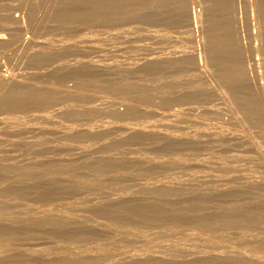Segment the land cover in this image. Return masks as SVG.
Segmentation results:
<instances>
[{"label":"rangeland","instance_id":"1","mask_svg":"<svg viewBox=\"0 0 264 264\" xmlns=\"http://www.w3.org/2000/svg\"><path fill=\"white\" fill-rule=\"evenodd\" d=\"M205 1L198 77L196 0H0V264H264V0Z\"/></svg>","mask_w":264,"mask_h":264},{"label":"bare ground","instance_id":"2","mask_svg":"<svg viewBox=\"0 0 264 264\" xmlns=\"http://www.w3.org/2000/svg\"><path fill=\"white\" fill-rule=\"evenodd\" d=\"M211 1V0H210ZM230 0H228V2H229ZM242 1V0H241ZM194 2V1H193ZM235 2V1H234ZM249 2V1H248ZM191 3H192V1H191ZM195 3V2H194ZM196 3H197V7L196 8H193L192 7V11H191V19H192V26H193V35H194V44H195V48H194V50H193V53L191 54L192 56V58H193V63H194V68H195V74L198 76V77H202V76H207V75H209L210 76V68H212L211 67V62L212 61H214V57L212 58V52H215V50H213V49H215V48H213L212 46H211V44H213V39L212 38H210V35L211 34H209V33H206L205 32V29H208L209 28V30L211 29L210 27H209V17H211L210 16V14H211V8H212V6L210 5L211 3L209 2H206L205 0L204 1H202V0H196ZM231 3V2H230ZM244 3V2H243ZM234 4V3H233ZM232 4V6H234ZM252 4V3H251ZM250 5V4H249ZM238 6V5H237ZM241 6V5H240ZM247 6V5H246ZM225 7V6H224ZM235 7V6H234ZM250 7V6H249ZM251 7H252V5H251ZM261 7V6H260ZM246 8V7H245ZM240 9V8H239ZM250 9V8H249ZM254 9V8H253ZM256 9V8H255ZM251 10V9H250ZM224 11V10H223ZM253 11H255V10H253ZM257 11V10H256ZM214 12V11H213ZM221 12L222 11H220V13L219 14H221ZM243 12V11H242ZM252 12V11H251ZM222 13H225V11L224 12H222ZM226 14V13H225ZM228 14V13H227ZM226 14V15H227ZM247 14V13H246ZM245 14V15H246ZM249 14H250V12H249ZM258 14V13H257ZM224 15V14H223ZM222 15V16H223ZM225 15V16H226ZM233 15H235V14H233ZM244 15V16H245ZM221 18H222V16L221 15H219ZM260 16V15H259ZM219 17V18H220ZM226 17H229V16H226ZM226 17H225V19H226ZM231 17V19H233L232 21H234V18H232L233 16L231 15L230 16ZM230 17H229V19H230ZM254 17V16H253ZM257 17V16H256ZM235 18H236V16H235ZM247 18V17H246ZM264 18V17H263ZM230 19V20H231ZM238 19V18H237ZM251 19H253V18H251ZM222 20H223V24H222V37H221V40H220V43H219V45L221 46V47H219L218 48V50H220L221 52H223V54H224V56L227 58V59H229V60H234L235 58L237 59H244V62H245V54L242 52V51H244L245 49L244 48H246V43L244 44V41L242 42V38H244V37H242V35H241V37H240V30H239V33L237 32L238 31V28H240V26L238 25V21L237 20H235V23H237L236 25L237 26H239L235 31L233 30V29H235V28H233L232 30H233V32L231 31V27H233L234 25H233V22L232 21H230L229 20V25H230V23L232 24L231 26H229L228 25V23L222 18ZM222 20H220V21H222ZM254 20H257V19H254ZM253 20V21H254ZM228 21V20H227ZM237 21V22H236ZM259 21V20H258ZM240 22V21H239ZM250 22H251V20H250ZM241 23V22H240ZM247 23H249V21L247 22ZM259 23V22H258ZM258 23H256V24H258ZM262 23L263 22H261L260 23V25H262ZM243 24V23H242ZM264 24V23H263ZM254 25H255V23H254ZM249 26V25H248ZM251 26H253V25H251ZM259 26V25H258ZM242 27V26H241ZM247 27V26H246ZM245 27V28H246ZM260 27H262L263 29H264V27H263V25L262 26H260ZM244 28V29H245ZM252 28V27H251ZM262 28H260V30L262 31L263 29ZM247 30V29H246ZM254 30V29H253ZM258 30V29H257ZM256 30V31H257ZM244 31V30H243ZM252 31V30H251ZM250 31V32H251ZM260 31V32H261ZM209 32V31H208ZM236 32V33H235ZM260 32H259V34H260ZM234 33V34H233ZM256 33V32H255ZM254 33V34H255ZM248 34V33H247ZM252 34V33H251ZM257 34V33H256ZM258 34V35H259ZM264 34V33H263ZM249 36V35H248ZM251 36V35H250ZM260 36V35H259ZM255 37V36H254ZM263 37V36H262ZM256 38V37H255ZM261 38V37H260ZM212 39V40H211ZM249 39V38H248ZM251 40V39H250ZM253 41V40H252ZM252 43V42H251ZM254 43H256V42H254ZM249 44L250 45V47H249V50L247 51V52H249V57H247V58H249L248 59V61H247V63L249 64V66L250 67H252V71H253V69L254 68H256L257 67V64H258V60H257V53L259 52V50H258V48L260 47H257V45H255V44ZM215 45V44H214ZM213 45V46H214ZM218 45V46H219ZM217 46V47H218ZM245 46V47H244ZM244 47V48H243ZM244 49V50H243ZM213 50V51H212ZM243 54H242V53ZM212 53V54H211ZM246 53V52H245ZM244 55L243 57L244 58H241V56L242 55ZM248 53H246V55H247ZM252 55H256L255 56V58L254 57H252ZM215 56V55H214ZM233 58V59H232ZM211 59H213L212 61H211ZM237 59V62L238 61H240V60H238ZM228 60V61H229ZM243 61V60H242ZM231 62V61H230ZM213 63V62H212ZM239 63V62H238ZM237 63V64H238ZM215 64V63H214ZM213 64V65H214ZM244 65H245V63H244ZM239 65H236V61H233V62H231V63H229L227 66H225V68H223V70L219 73L220 75L219 76H223V78H226V83L224 82V81H222V82H224L226 85H227V83L229 84V86H232L233 88H235V86L236 87H238L239 85H241V84H243L244 82L243 81H245L246 79L248 80H250V79H252V77H253V75L251 76V75H249V77L250 78H246L245 79V77H243V80L241 79V73L242 72H245V71H248V70H245V71H241V69L243 70V69H245V68H240V70H239V67H238ZM241 67H243V62H242V66ZM222 69V68H221ZM247 69V68H246ZM249 69V68H248ZM260 69V68H259ZM213 70H214V67H213ZM250 70H251V68H250ZM255 71V70H254ZM197 72V73H196ZM249 73V72H248ZM253 74H255L254 72H252ZM247 74V73H246ZM259 75V74H258ZM257 74H255V78L258 80V77H261L260 75L258 76ZM196 76V77H197ZM209 76L207 77V80H208V78H209ZM243 76H244V73H243ZM258 76V77H257ZM246 77H248V76H246ZM253 77V81L254 80H256L255 78ZM219 78V77H218ZM223 78H221L220 77V80H223ZM199 79V81L201 80V78H198ZM206 79V78H205ZM205 79H202V81L203 80H205ZM245 79V80H244ZM257 80L255 81L256 83H257ZM260 80V79H259ZM242 81V83L240 84V82ZM201 82V81H200ZM207 82V81H206ZM211 82V81H210ZM247 82H250V81H247ZM261 82V81H260ZM223 83V84H224ZM246 83V82H245ZM200 84V83H199ZM202 84V83H201ZM221 84V83H220ZM224 84V85H225ZM260 84V83H259ZM204 85V84H203ZM225 85V86H226ZM228 86V85H227ZM258 86V85H257ZM200 87V86H199ZM203 86H201L200 88H202ZM224 87V86H223ZM261 87V86H260ZM227 88V87H226ZM231 88V87H230ZM255 88V87H254ZM223 89V88H222ZM225 90V89H224ZM227 90V89H226ZM223 91V90H222ZM227 92L228 91H226V94H227ZM228 93H230V92H228ZM222 94V93H221ZM231 94V93H230ZM229 95V94H228ZM227 95V96H228ZM232 95V94H231ZM234 95V94H233ZM223 97H225L224 95H223ZM229 98V97H228ZM227 99V98H226ZM233 99V98H232ZM228 101V100H227ZM203 111V110H202ZM200 115V114H199ZM213 117V116H212ZM237 117V116H236ZM221 119V118H220ZM237 119V118H236ZM235 119V120H236ZM226 120V119H225ZM219 121V120H218ZM228 121V120H227ZM226 121V122H227ZM233 120H230V123L232 122ZM197 124V123H196ZM201 124V123H200ZM226 124V123H225ZM233 124V123H232ZM219 125V124H218ZM222 125H223V123H222ZM228 125H229V121H228ZM232 126V125H231ZM215 127V126H214ZM231 128V127H230ZM217 129V128H216ZM219 129V128H218ZM223 129V128H222ZM209 132V131H208ZM202 133V132H201ZM216 133V132H215ZM209 134V133H208ZM200 137V136H199ZM222 137V136H221ZM217 139V138H216Z\"/></svg>","mask_w":264,"mask_h":264}]
</instances>
